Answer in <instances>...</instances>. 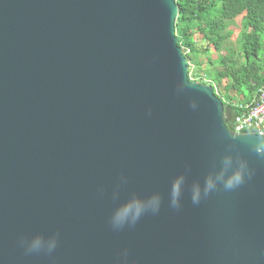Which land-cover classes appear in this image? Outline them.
I'll list each match as a JSON object with an SVG mask.
<instances>
[{
  "label": "water",
  "instance_id": "obj_1",
  "mask_svg": "<svg viewBox=\"0 0 264 264\" xmlns=\"http://www.w3.org/2000/svg\"><path fill=\"white\" fill-rule=\"evenodd\" d=\"M177 18L175 0H0V264H264V136L190 80ZM229 158L251 179L194 205ZM151 197L157 214L112 228ZM57 233L51 253L21 246Z\"/></svg>",
  "mask_w": 264,
  "mask_h": 264
},
{
  "label": "trees",
  "instance_id": "obj_2",
  "mask_svg": "<svg viewBox=\"0 0 264 264\" xmlns=\"http://www.w3.org/2000/svg\"><path fill=\"white\" fill-rule=\"evenodd\" d=\"M175 1L178 7L176 37L188 66L198 64V57L208 54L210 48L220 50L232 36L230 25L242 19L239 50L244 63L238 65L233 54L220 56L219 65L223 69L214 82L208 84L223 101L227 124L231 127L235 117L244 112L240 107L250 105L264 91V63L261 61L264 53V0ZM199 41L206 44L204 48L198 47ZM223 84L224 92H233L235 97L241 98L238 103L234 97L223 99L218 95L217 88Z\"/></svg>",
  "mask_w": 264,
  "mask_h": 264
},
{
  "label": "clouds",
  "instance_id": "obj_3",
  "mask_svg": "<svg viewBox=\"0 0 264 264\" xmlns=\"http://www.w3.org/2000/svg\"><path fill=\"white\" fill-rule=\"evenodd\" d=\"M191 108L195 109L196 103H191ZM151 110L149 109V114ZM252 151L261 158H264V138L258 139L257 143L252 147ZM253 171L249 169L246 162H240L236 167H232L231 159L225 160V168L214 178L209 177L205 180L203 186L194 185L191 190L192 203L199 204L202 198L209 196L216 191L219 186L223 190L231 191L243 185L246 179H251ZM184 179L177 178L173 181L170 207L173 209L180 208V197L183 192ZM162 206V201L159 197H151L147 200L133 199L125 204L120 205L113 212L110 223L114 230H121L125 227H132L147 213L157 214ZM59 233H57L47 243L41 236H37L32 240H21V246L26 248L27 253H39L46 251L53 252L58 245ZM128 252L123 253L121 264H127Z\"/></svg>",
  "mask_w": 264,
  "mask_h": 264
},
{
  "label": "rangeland",
  "instance_id": "obj_4",
  "mask_svg": "<svg viewBox=\"0 0 264 264\" xmlns=\"http://www.w3.org/2000/svg\"><path fill=\"white\" fill-rule=\"evenodd\" d=\"M241 18L235 20L229 27V31L232 33L230 39L222 45L220 50H216L214 48H210L208 54H203L198 57V64H192L189 66V78L192 82L207 85L214 82L215 77L218 72H220L223 68L219 65V57L230 56V54L234 55V59L237 61L238 65L244 63L243 56L239 50V39L242 31ZM205 43L198 42V47L204 48ZM261 61L264 63V53L261 56ZM218 95H220L223 99H232L235 98V101L238 103L241 98L235 97L233 92L227 94L224 92V84L217 88ZM234 101V103H235ZM236 103V104H237ZM235 104V105H236ZM240 105H242L240 103Z\"/></svg>",
  "mask_w": 264,
  "mask_h": 264
},
{
  "label": "built area",
  "instance_id": "obj_5",
  "mask_svg": "<svg viewBox=\"0 0 264 264\" xmlns=\"http://www.w3.org/2000/svg\"><path fill=\"white\" fill-rule=\"evenodd\" d=\"M243 113L235 117L231 130L235 135L264 136V91L250 105L240 107Z\"/></svg>",
  "mask_w": 264,
  "mask_h": 264
}]
</instances>
